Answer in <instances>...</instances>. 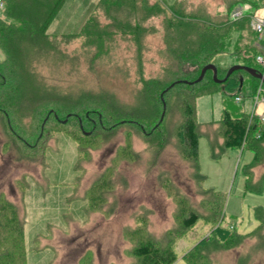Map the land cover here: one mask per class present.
Segmentation results:
<instances>
[{"label": "rangeland", "instance_id": "obj_1", "mask_svg": "<svg viewBox=\"0 0 264 264\" xmlns=\"http://www.w3.org/2000/svg\"><path fill=\"white\" fill-rule=\"evenodd\" d=\"M98 1L67 0L48 34L58 38V47L14 55L17 80L7 76L11 86L1 93L13 92L17 104L10 109L15 134L0 113V221L6 233L0 231V240L15 251L0 243V264H12L9 256L13 264H139L135 251L144 243L172 251L175 264H264V218L260 224L254 216V208L264 209V186L261 194L246 192L243 175L253 151H224L215 160L199 130L198 165L206 178L200 189L195 167L183 156L181 94L168 96L161 128L148 136L163 109L145 84L168 83L178 66L169 50L177 36H167L164 16H158L144 24L148 32L139 45L117 33L95 47L81 36L63 39L61 34H80ZM158 1L167 10L181 1L186 10L224 19L236 0ZM238 1L242 4L230 14L233 23L250 20L264 7V0ZM238 12L244 15L241 20L234 18ZM118 20L125 24L130 18ZM239 29L223 40V53L213 64L223 72L246 65L260 71L257 36L250 25ZM192 69L182 67L184 72ZM243 79L241 89L221 88L197 100L200 125H219L224 111L233 118L251 116L257 91L247 75ZM239 95L242 102L237 103ZM87 113L93 124L85 121ZM261 145L255 182L264 175V138ZM203 190L224 195L220 221H211L218 214L210 205L215 198ZM190 213L200 221L186 230L182 222ZM15 219L23 223L21 237ZM3 253L7 260L1 259Z\"/></svg>", "mask_w": 264, "mask_h": 264}, {"label": "trees", "instance_id": "obj_2", "mask_svg": "<svg viewBox=\"0 0 264 264\" xmlns=\"http://www.w3.org/2000/svg\"><path fill=\"white\" fill-rule=\"evenodd\" d=\"M67 0H3L4 6L0 12V49L5 55L3 61L0 60V113L4 114L9 124V130L15 134V128L12 121V109L15 110L17 99L13 92L1 93L11 86L8 82V77H15L19 73V68L15 64V53L22 54L31 52L32 48L36 47L39 51H49L58 47V38L51 39L48 35V30L55 20ZM99 0L94 13L91 15L82 31L78 35H63V39H74L83 37L87 45L96 46L98 41L113 39V35H129L136 44L139 45L140 39L148 32L144 24L152 18L164 16V26L168 35L175 37L173 45L169 47L170 53L178 62L177 69L171 73L168 81H148L145 84V91L149 96L157 98L158 103L162 104L161 121L154 126L148 134H156L161 128L162 121L165 117L167 108L166 100L171 93H179L182 98L183 122L180 127V140L183 146L184 158L191 162L197 171L199 178V188L201 183L206 179L200 172L198 165V147L199 135L203 132L209 141L212 158L217 160L229 150L249 149L254 153V159L249 164L244 166L243 175L245 178L246 192L261 194L264 186V175L258 182L252 178L253 169L260 165L263 158V146L261 145L264 138L263 130L264 123L257 119H252L250 115H243L240 118H233L228 111L223 112L222 120L219 125L209 123L200 125L197 121L196 104L197 100L216 94L221 88L234 91L241 89L243 86V75H247L252 81L254 93L258 90L261 82L252 78L243 71L233 73L225 83L217 84L214 82L212 72H207L204 79L200 83L193 85L183 84L182 82L194 83L200 76L201 70L208 66L214 65L213 59L223 53V40L237 28L249 29L250 20L243 19L240 22L233 23L230 21V14L233 7L240 5L241 1H233L228 5L226 18H212L205 15L201 10L189 11L186 10L184 3H179L171 6L169 10L165 9L158 0ZM238 2V3H237ZM126 15L130 20L125 24L119 22L118 16ZM102 16V17H101ZM104 18L110 21L107 25H101L100 19ZM31 50V51H30ZM189 65L193 69L184 72L182 67ZM246 67L252 68L250 65ZM22 70V68H20ZM218 70V79L222 80L226 77L227 72ZM176 71V72H175ZM15 84H12V86ZM171 85H174L172 88ZM167 89L168 92L163 94ZM163 94V96H162ZM241 94V93H240ZM240 96V95H239ZM165 104V108L163 106ZM11 109V110H10ZM91 113V112H89ZM89 113L85 116V121L93 124L89 118ZM91 114H94L92 112ZM72 115L71 117H74ZM78 121V117H74ZM57 119V118H56ZM47 119L45 120V122ZM134 121V120H133ZM140 126V129L145 134L142 124L134 121ZM131 122L133 124H136ZM123 124V123H122ZM98 125L103 128V122L100 119ZM216 127V128H215ZM83 128V126H82ZM81 130V129H80ZM82 132V130H81ZM216 132V137L213 135ZM83 133V132H82ZM219 138H222L220 141ZM216 139H219V147H217ZM206 196L212 195L215 202L210 204L215 207L218 214L214 213L211 221H220L219 213L222 212L225 197L221 193L213 190L204 191ZM255 219L261 224L264 218V209L262 207L254 208ZM17 237L22 236L23 223L18 222ZM200 221V218L190 213L183 220L182 226L186 230L193 229ZM210 221V222H211ZM219 223V222H218ZM15 226V224H13ZM22 225V228H21ZM13 228V227H12ZM223 229L222 227H220ZM4 223L0 221V231L5 233ZM222 235L226 238L227 233L222 231ZM6 234V233H5ZM4 238V237H3ZM17 242V241H15ZM0 243L8 245L5 239L0 240ZM8 251H15L9 247ZM6 252V251H5ZM9 254V252H6ZM2 254V260L7 256ZM135 257L139 264H175L177 261L176 255L172 251H161L150 243L140 244L135 251ZM10 262L13 264V257H10ZM1 263V262H0Z\"/></svg>", "mask_w": 264, "mask_h": 264}, {"label": "built area", "instance_id": "obj_3", "mask_svg": "<svg viewBox=\"0 0 264 264\" xmlns=\"http://www.w3.org/2000/svg\"><path fill=\"white\" fill-rule=\"evenodd\" d=\"M3 5V2L0 1V8H2ZM234 18L235 20H241L242 18H244V15L242 12H238L236 15H234ZM250 28L252 32L257 36V47L262 53L256 58V61L261 68V70L258 72L264 76V7L255 11L250 16ZM235 101L237 103L242 102V97L236 96ZM250 117L264 123V85L262 83L260 84L256 92L254 109Z\"/></svg>", "mask_w": 264, "mask_h": 264}, {"label": "water", "instance_id": "obj_4", "mask_svg": "<svg viewBox=\"0 0 264 264\" xmlns=\"http://www.w3.org/2000/svg\"><path fill=\"white\" fill-rule=\"evenodd\" d=\"M209 71L212 72L214 82L217 83V84H223V83L226 82V80L233 73L238 72V71H243V72L247 73L249 76H251L252 78L257 79L258 81H260L264 85V76L261 73H259L257 70H255L253 68H250V67H246V66H234V67H232L231 69L228 70V72L226 74V77L224 79H222V80H219L218 77H217L218 76V70H217V67L215 65H208V66L204 67L201 70L199 78L194 83H188V82H182V83L183 84H190V85H193L195 83H200L204 79V77L207 74V72H209ZM173 86L174 85H172L171 87H173ZM166 92L167 91H165L163 94H165ZM163 106L165 108V104L164 103H163ZM81 129H82V127H81Z\"/></svg>", "mask_w": 264, "mask_h": 264}, {"label": "crops", "instance_id": "obj_5", "mask_svg": "<svg viewBox=\"0 0 264 264\" xmlns=\"http://www.w3.org/2000/svg\"><path fill=\"white\" fill-rule=\"evenodd\" d=\"M0 1H1V0H0ZM2 2H3V0H2ZM66 2H67V1H66ZM3 4H4V3H3ZM3 6H4V5H3ZM54 21H55V20H54ZM54 21H53V22H54ZM53 22H52V23H53ZM56 22H57V21H55V24H56ZM51 25H52V24H51ZM50 28H51V26H50ZM50 28H49V30H48V32H47L48 34H50ZM55 33H59V32L56 31ZM63 33H65V32H63ZM50 35H51V34H50ZM56 35H57V34H56ZM61 35H69V34H61Z\"/></svg>", "mask_w": 264, "mask_h": 264}]
</instances>
